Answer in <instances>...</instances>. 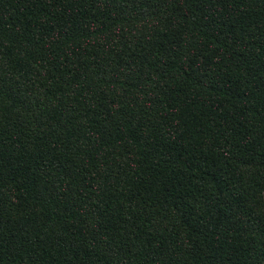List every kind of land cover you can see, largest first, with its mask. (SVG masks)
Masks as SVG:
<instances>
[{"label":"trees","instance_id":"1","mask_svg":"<svg viewBox=\"0 0 264 264\" xmlns=\"http://www.w3.org/2000/svg\"><path fill=\"white\" fill-rule=\"evenodd\" d=\"M0 264H264V0H0Z\"/></svg>","mask_w":264,"mask_h":264}]
</instances>
